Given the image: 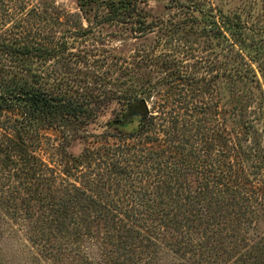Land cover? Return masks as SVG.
Returning a JSON list of instances; mask_svg holds the SVG:
<instances>
[{
    "label": "trees",
    "instance_id": "trees-1",
    "mask_svg": "<svg viewBox=\"0 0 264 264\" xmlns=\"http://www.w3.org/2000/svg\"><path fill=\"white\" fill-rule=\"evenodd\" d=\"M77 6L88 28L63 27L61 13L43 37L34 22L0 35L1 212L29 219L39 239L100 240L102 264H156L160 245L190 264H264V13L176 5L173 21L144 0ZM104 23L134 38L181 28L207 53L186 69L173 51L139 48L119 66L131 84L114 89L89 69L60 76L61 60L82 57L68 38ZM138 99L147 112L119 124Z\"/></svg>",
    "mask_w": 264,
    "mask_h": 264
},
{
    "label": "rangeland",
    "instance_id": "rangeland-1",
    "mask_svg": "<svg viewBox=\"0 0 264 264\" xmlns=\"http://www.w3.org/2000/svg\"><path fill=\"white\" fill-rule=\"evenodd\" d=\"M144 1L147 9L163 20L176 21L177 17L173 16L178 10L176 5L201 7L218 14L219 11L223 13L233 12L244 8L245 4L247 6L252 4L254 14L256 12L264 13V0ZM33 7H37L40 13L42 11L46 12L43 15H37L34 19L31 14ZM61 13H65L68 19L63 27H70L74 30L79 29L81 26L88 28L89 24L81 16L77 0H0V35L9 30L30 29L31 23L34 22V25H36L35 33L38 37H43L49 29L58 31L61 29L58 27V23H60V17L58 16ZM254 19L253 17V21ZM62 20L63 18H61ZM90 27L88 33L68 38L69 49L75 54L79 53L82 57L77 58L73 55H67L64 60L60 61V76L66 78V80L84 81L89 78L88 76L85 77V72L88 71L86 69H89L92 73L95 72L101 76L105 87L114 89V81L124 80L127 81V84H131V79L121 73L119 66L130 62L132 55L139 48H144L145 51L149 50L153 54H158L161 51H173L176 59L185 60L183 65L186 69L192 68L194 62L192 58H188L190 53L195 56L204 52L207 53L206 50L201 49L202 39L195 40L194 37V41L198 42L196 44L192 41L193 37L191 35L182 37L179 32L181 28L172 36L162 35L161 32H153L144 37L134 38L128 31L119 29L114 25L104 23ZM32 31L34 32V30ZM188 47H191L192 50L189 51ZM116 60L118 62L114 63ZM155 67L144 66L142 68L145 73L152 74L150 78L152 81L161 77L160 72H157L158 68ZM260 79L263 82L264 89V79L261 77ZM97 84H100V81ZM147 106L149 108L150 103L147 102ZM83 144H85L84 140L70 141L66 150L70 154L77 155L83 148ZM47 156L49 157V154ZM49 158L52 159L51 156ZM48 162L54 164L52 161ZM261 177L264 179V171ZM0 213V264H102L100 262L103 261L104 255L100 240L84 238L81 243H77L74 239L68 237L69 235L60 238L58 230H53L55 238L48 239L44 237V239H39L29 219L12 218L3 214L1 210ZM172 258L176 264H190L186 259L178 257L170 249L160 245L156 264H168L170 261L172 263ZM192 264H204V262L193 261Z\"/></svg>",
    "mask_w": 264,
    "mask_h": 264
},
{
    "label": "water",
    "instance_id": "water-1",
    "mask_svg": "<svg viewBox=\"0 0 264 264\" xmlns=\"http://www.w3.org/2000/svg\"><path fill=\"white\" fill-rule=\"evenodd\" d=\"M148 106L147 102L144 99L135 100L130 103L127 109L123 113L122 120L119 121V124L124 125L128 122V120L135 116L136 114L147 112Z\"/></svg>",
    "mask_w": 264,
    "mask_h": 264
}]
</instances>
